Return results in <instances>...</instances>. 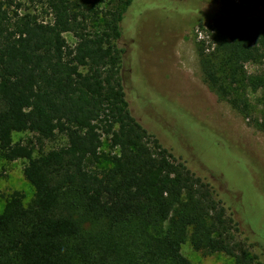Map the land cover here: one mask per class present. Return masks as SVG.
I'll return each mask as SVG.
<instances>
[{
  "label": "trees",
  "instance_id": "trees-1",
  "mask_svg": "<svg viewBox=\"0 0 264 264\" xmlns=\"http://www.w3.org/2000/svg\"><path fill=\"white\" fill-rule=\"evenodd\" d=\"M134 1L46 0L45 21L0 0V157L26 160L33 189L28 201L13 191L0 213V264H193L181 252L186 242L232 264H264V241L245 233L251 229L224 203L221 181L194 175L130 113L118 69L131 52L125 24ZM212 1L249 9L219 15L194 6L197 20L212 17L206 39L195 43L202 74L264 135V71L245 69L264 62V0ZM122 39L127 49L117 46ZM248 90L261 91L256 105ZM169 109L178 124V116L189 118L223 147L212 130ZM21 132L66 144L35 157L32 140L13 143ZM239 153L248 170L264 171Z\"/></svg>",
  "mask_w": 264,
  "mask_h": 264
},
{
  "label": "rangeland",
  "instance_id": "rangeland-1",
  "mask_svg": "<svg viewBox=\"0 0 264 264\" xmlns=\"http://www.w3.org/2000/svg\"><path fill=\"white\" fill-rule=\"evenodd\" d=\"M16 1L22 13L31 12L41 20L50 21L46 14V0ZM98 1L99 7L108 3V0ZM195 5L206 9L211 6L219 15L245 14L249 9L238 1L135 0L128 9L125 24L132 53L123 54L118 77L135 120L194 175L202 179L212 176L221 181L225 187L224 203L234 207L251 229L245 233H253L264 241V171L258 174L248 170L239 153L241 151L264 169V135L250 127L247 120L234 112L205 81L195 43L206 39L205 30L209 28L212 17L197 20ZM200 14H204L202 10ZM185 26L186 30L182 31ZM65 38L70 45L75 43L71 35L66 34ZM117 46L127 49L123 39L117 42ZM245 69L248 74H259L264 71V62L248 63ZM261 95L260 90L247 92L253 105L259 102ZM169 104L216 133V139L224 143L223 147L212 143V133L202 130L189 118L178 116L182 129ZM27 140L34 143L35 157L39 152L66 144L62 136L53 141L39 142L30 132L12 134L13 143ZM226 141L239 151L228 148ZM107 145L104 141V151H108ZM26 163L24 159L8 161L0 157V213L13 191L22 192L26 201L31 199L33 189L23 177ZM101 166L108 167L109 164L102 163ZM247 203L253 208L244 212L241 207ZM181 252L193 264L233 263V259L223 253L205 255L197 252L189 242L181 246Z\"/></svg>",
  "mask_w": 264,
  "mask_h": 264
}]
</instances>
